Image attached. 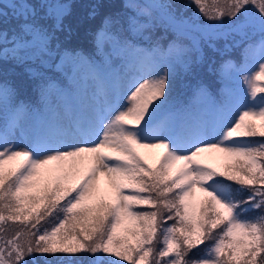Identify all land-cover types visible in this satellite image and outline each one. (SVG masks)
Masks as SVG:
<instances>
[{"label": "snow or ice", "instance_id": "6c2138e0", "mask_svg": "<svg viewBox=\"0 0 264 264\" xmlns=\"http://www.w3.org/2000/svg\"><path fill=\"white\" fill-rule=\"evenodd\" d=\"M193 6L196 19L179 11ZM114 7L86 6L85 55L69 46L70 4L0 0V264H264V0ZM160 29L167 47L138 46ZM237 46L244 63L201 69L205 48ZM178 87L204 118L168 111ZM138 149L163 151L153 166ZM212 152L223 170L198 159Z\"/></svg>", "mask_w": 264, "mask_h": 264}, {"label": "rangeland", "instance_id": "374dc122", "mask_svg": "<svg viewBox=\"0 0 264 264\" xmlns=\"http://www.w3.org/2000/svg\"><path fill=\"white\" fill-rule=\"evenodd\" d=\"M78 80L83 84V85H87V91L89 93V96L91 94V92L93 91L92 88V84L93 81L91 79V76H89L85 71H79L78 72ZM242 84V81L240 82ZM57 103H59L60 101H56ZM205 113H204V109L201 108V117L204 118ZM138 151L143 154L146 157H149L152 159V161H155V157H158L160 155V153H162V149H154V150H146V149H138ZM226 158L224 156V154L222 153H206L204 155H202L201 157H199L198 159L200 160V162L202 164H207L208 166H216L218 165L222 159ZM49 167H52V165H49ZM199 191H197V197L199 195Z\"/></svg>", "mask_w": 264, "mask_h": 264}, {"label": "trees", "instance_id": "16d2710c", "mask_svg": "<svg viewBox=\"0 0 264 264\" xmlns=\"http://www.w3.org/2000/svg\"><path fill=\"white\" fill-rule=\"evenodd\" d=\"M84 2H85V0H71V4L77 9H79L80 5H84L85 4ZM55 255H63L62 260H67V261L70 259H79V257H69L67 254H55ZM47 256H54V255L48 254ZM38 257L43 258V256H40L39 254H38ZM115 259H117V258H115Z\"/></svg>", "mask_w": 264, "mask_h": 264}]
</instances>
